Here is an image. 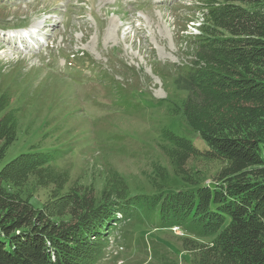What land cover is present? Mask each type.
<instances>
[{
    "label": "trees",
    "instance_id": "obj_1",
    "mask_svg": "<svg viewBox=\"0 0 264 264\" xmlns=\"http://www.w3.org/2000/svg\"><path fill=\"white\" fill-rule=\"evenodd\" d=\"M216 3L207 7L210 23L191 48V60L173 75L186 93L180 114L207 147L168 130L162 150L169 166L156 162L148 187H131L110 166L96 191L73 182L70 169L56 163L58 148L33 144L0 169V264H96L116 228L132 221L180 226V248L194 264H264V0ZM66 61V74H56L66 80L85 82V68L95 67L88 53L72 52ZM93 73L107 83L108 107L131 112L137 106L130 92L115 95L114 73ZM4 79L0 72V159L22 118ZM199 155L225 163L212 183L197 181L187 168ZM174 178L181 183L174 185ZM31 184L51 187L42 206L33 202ZM151 252L139 264H179L159 244Z\"/></svg>",
    "mask_w": 264,
    "mask_h": 264
},
{
    "label": "rangeland",
    "instance_id": "obj_2",
    "mask_svg": "<svg viewBox=\"0 0 264 264\" xmlns=\"http://www.w3.org/2000/svg\"><path fill=\"white\" fill-rule=\"evenodd\" d=\"M217 1L0 0V72L22 112L17 138L0 159V169L37 144L58 148L56 163L70 169L75 183L100 191L111 166L131 187H148L152 166H169L162 150L165 132L186 134L206 148L180 114L186 93L176 88L173 75L176 66L191 60V48L210 23L207 7ZM23 18H30L23 26L37 33L33 42L49 37L48 47L19 48L20 31L14 28ZM78 50L116 75L115 95L128 91L137 104L131 112L108 107L111 96L107 83L96 77L100 73L86 69L85 82L56 75H63L64 56ZM224 164L199 155L189 159L187 168L197 181L212 183ZM180 183L174 178V185ZM29 187L35 205L42 206L51 187ZM133 223L116 228L96 264L150 260L153 243L169 250L179 264H194L180 248L181 231ZM125 231L133 237L124 239Z\"/></svg>",
    "mask_w": 264,
    "mask_h": 264
}]
</instances>
